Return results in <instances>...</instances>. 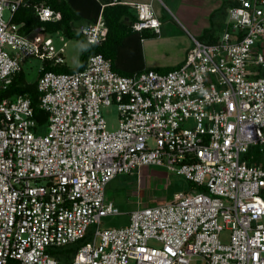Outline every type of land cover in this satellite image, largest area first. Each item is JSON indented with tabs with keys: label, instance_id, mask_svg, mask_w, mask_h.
Here are the masks:
<instances>
[{
	"label": "built area",
	"instance_id": "obj_1",
	"mask_svg": "<svg viewBox=\"0 0 264 264\" xmlns=\"http://www.w3.org/2000/svg\"><path fill=\"white\" fill-rule=\"evenodd\" d=\"M24 2L0 0V92L38 57L46 119L40 128L26 94L0 99V264H264V0H234L219 38L192 37L179 65L128 74L98 52L38 74L65 64L66 42L22 33L11 17ZM132 5L133 31L159 34L151 4ZM33 7L40 21L61 18ZM77 30L91 45L106 33L99 21ZM143 166L194 187L101 228L120 214L107 183Z\"/></svg>",
	"mask_w": 264,
	"mask_h": 264
},
{
	"label": "rangeland",
	"instance_id": "obj_2",
	"mask_svg": "<svg viewBox=\"0 0 264 264\" xmlns=\"http://www.w3.org/2000/svg\"><path fill=\"white\" fill-rule=\"evenodd\" d=\"M166 3L167 9H158L156 15L166 16L167 18L175 15L174 5L170 0H162ZM173 2V1H172ZM177 2V1H175ZM222 10H227L232 2L231 0H222ZM163 7V6H162ZM9 12H4L7 18ZM82 16V17H81ZM79 20H75L74 27H79L84 21L83 15ZM83 19V20H82ZM172 19V18H169ZM221 26H219L220 28ZM45 26L33 30L29 33L36 38H42L47 34L54 33V43L59 44L58 38L60 31L49 32ZM189 31H191L189 29ZM217 32V31H216ZM192 33V32H191ZM193 34V33H192ZM131 35V34H130ZM195 35V34H193ZM197 36V35H196ZM58 37V38H57ZM65 37V36H64ZM159 34V37L152 36L144 44L139 35L132 34L128 44L116 48L118 55L114 61L117 68L130 70L135 68H152L163 71V68L169 66L175 58H179L182 54V45L185 43L181 36H168ZM66 46L64 49V66L74 68L79 63V56L82 51L83 44L77 38H65ZM150 48L151 52L147 50ZM156 62V63H155ZM41 66V60L38 57H29L23 63L24 75L27 82H34L37 77L38 69ZM143 68V69H144ZM102 114L107 122L110 130L115 129L118 121V111L114 105L102 109ZM194 185L186 181L183 176L168 172L161 167L143 166L138 171L134 170L131 174H119L110 180L105 187L106 198L111 200L120 210L118 215H109L101 219L102 227H119L127 224L129 213L138 207L154 204L158 201L168 200L173 191H187ZM91 229V228H90ZM51 252L63 255L65 250L62 248H51ZM69 254L70 251H68Z\"/></svg>",
	"mask_w": 264,
	"mask_h": 264
},
{
	"label": "crops",
	"instance_id": "obj_3",
	"mask_svg": "<svg viewBox=\"0 0 264 264\" xmlns=\"http://www.w3.org/2000/svg\"><path fill=\"white\" fill-rule=\"evenodd\" d=\"M70 6L79 13V9L82 8L86 12L83 14L84 21L80 26L87 25L89 23H95L99 21L101 24L106 27V31H108V23L106 22L105 15L103 14V8L108 5H118L123 11L120 16L119 21L123 25V27L131 28V23L135 20V11L133 8V3L135 2H148L151 4L154 13L156 15L158 9L163 10V8L167 9V5L162 0H71ZM174 5L175 15H172V19L167 18L166 16L156 17L161 21L160 33L164 34L167 38L168 36H181L184 39V44L182 45V54H180L179 58H175V60L163 68V71L179 65L183 62L186 54L192 47V37H195L201 42L210 43L216 41L220 34L222 33L224 26L227 21V10H222V0H170ZM173 1V2H172ZM177 1V2H175ZM232 5H234V0H231ZM85 6V7H84ZM163 6V7H162ZM86 8V9H85ZM94 13L95 17H94ZM82 17V16H81ZM79 20V18H77ZM83 20V19H82ZM219 26H221L219 28ZM189 29L191 31H189ZM217 31V32H216ZM195 34V35H193ZM139 35L140 40L147 44L148 39H152V36L159 37V34H154L151 29H145L141 32H136L133 30H128L124 35L119 46H124L128 44L129 38L132 34ZM131 34V35H130ZM197 35V36H196ZM105 37V36H104ZM117 46V47H119ZM84 47V45H83ZM82 47V48H83ZM147 50H150L147 46ZM118 55V51L116 52L115 58ZM112 60L113 68L123 74L132 73L134 71L142 70V68H135L130 70H124L122 68H117L115 66L114 61ZM156 63V62H155ZM155 67H160L155 65L151 69L157 70ZM145 69V68H144ZM160 202V201H158Z\"/></svg>",
	"mask_w": 264,
	"mask_h": 264
},
{
	"label": "trees",
	"instance_id": "obj_4",
	"mask_svg": "<svg viewBox=\"0 0 264 264\" xmlns=\"http://www.w3.org/2000/svg\"><path fill=\"white\" fill-rule=\"evenodd\" d=\"M45 2L48 6H50L53 11L59 12L61 14V18L55 21H40L37 17L33 5ZM71 0H25V2L17 8V10L13 13L11 20L12 22L20 25V31L22 33H29L33 30H37L43 26H45L49 32L60 31L65 38H77L84 45L80 56L79 63L74 68H69L67 66H48L45 65L42 70L39 71L38 74L45 70H53L55 72H67L72 71L78 68H81L87 56L90 53H101L106 58L111 61L115 58L116 48L119 46L123 39V35L128 30H133L129 27H123L121 22L119 21L120 16L123 11L118 5H108L103 8V14L105 15L106 22L108 23V31L105 33V37L103 41L99 45H91L85 41L83 36L74 27L73 23L80 15L86 14L84 9L80 8L79 13H77L71 6ZM85 7V6H84ZM86 9V8H85ZM94 13V17H95ZM16 94H26L31 101V105L34 110V115L36 120L38 121L39 127L42 128V124L46 119V113L39 107L38 105V91L36 89V81L27 82L24 72L20 71L15 74L13 77L12 83L8 86L6 90L0 92V99L3 97H12Z\"/></svg>",
	"mask_w": 264,
	"mask_h": 264
}]
</instances>
